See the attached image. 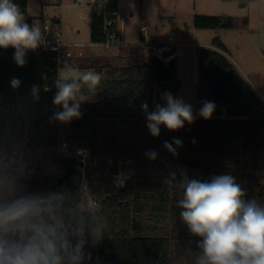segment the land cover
<instances>
[{
  "label": "trees",
  "instance_id": "obj_1",
  "mask_svg": "<svg viewBox=\"0 0 264 264\" xmlns=\"http://www.w3.org/2000/svg\"><path fill=\"white\" fill-rule=\"evenodd\" d=\"M15 3L32 25L26 0ZM117 12L118 0L90 1L91 43L106 40L105 20H115ZM192 23L197 29H235L246 27L248 19L194 14ZM118 49L121 54L95 62L101 84L95 94L84 90L81 117L67 123L71 147L86 151L84 166L77 157L58 155L61 122L51 119L62 111L53 103L56 80L72 67L70 58L62 52L58 62L56 52L40 46L26 53L21 67L15 49L0 48V152L24 157L30 171L21 181L25 192L66 188L86 203L97 200L105 234L97 243L89 238L85 252L92 260L86 264H195L201 238L180 217L181 174L201 181L231 175L245 200H264V101L216 37L211 46L196 49L194 122L185 121L176 131L161 125L153 137L141 105L147 103L152 112L157 104L166 105L164 93L176 98L175 48L157 44L150 56L140 44ZM13 78L19 79L18 88H12ZM205 101L215 104L210 119L199 115ZM174 139L182 141L179 147L173 143L176 155L163 146ZM149 150L157 153L155 160L145 155ZM120 173L126 176L123 185L116 179ZM173 173L176 182L166 184Z\"/></svg>",
  "mask_w": 264,
  "mask_h": 264
},
{
  "label": "clouds",
  "instance_id": "obj_2",
  "mask_svg": "<svg viewBox=\"0 0 264 264\" xmlns=\"http://www.w3.org/2000/svg\"><path fill=\"white\" fill-rule=\"evenodd\" d=\"M44 42L41 29L25 22V17L14 0H0V48L15 49L14 60L24 66L28 51H35ZM101 74L94 70L81 72L68 67L59 73L53 103L62 106L52 120L68 123L79 119L84 90L94 93L101 84ZM18 78L11 80L18 88ZM38 99V88L33 86ZM165 106L157 104L148 111L141 105L147 118V128L153 137L160 135V126L169 131L184 127L185 121L194 122L191 105L163 94ZM215 110L211 101L203 102L199 115L210 119ZM173 143L164 147L176 155ZM195 143V141H193ZM145 155L155 160L157 153ZM30 174L23 156L15 152H0V264H86L92 260L85 246L91 238L99 242L105 234V223L95 202L81 201L78 194L61 189L48 192H25L21 181ZM176 182L175 173L165 181ZM178 186L182 198L177 202L180 217L193 236L200 237V254L195 264H264V206L257 200H245V191L231 175L213 176L210 181L189 179L181 174ZM83 191V189H82Z\"/></svg>",
  "mask_w": 264,
  "mask_h": 264
},
{
  "label": "rangeland",
  "instance_id": "obj_3",
  "mask_svg": "<svg viewBox=\"0 0 264 264\" xmlns=\"http://www.w3.org/2000/svg\"><path fill=\"white\" fill-rule=\"evenodd\" d=\"M78 1L26 0L25 9L35 19L41 17L43 8L47 11V19L58 18L61 38L65 44L71 46L67 56L71 60L70 66L81 72H97L93 67L95 62L121 52L118 47L92 45L89 28L91 0ZM194 14L234 16L240 23L247 17L248 25L235 29H197L192 23ZM118 15H130L119 26L126 45L139 44L140 24L145 23L156 25L149 31L157 30L158 44L167 43L166 37L171 31L176 33L173 37L175 43H188L182 47H174L177 69L176 98L191 105L192 111L196 104L193 76L191 77L194 52L197 48L211 46L216 37L223 40L229 59L264 101V0H118ZM194 41L197 47L192 46ZM80 45L85 47H78ZM258 203L264 206V200H259Z\"/></svg>",
  "mask_w": 264,
  "mask_h": 264
},
{
  "label": "built area",
  "instance_id": "obj_4",
  "mask_svg": "<svg viewBox=\"0 0 264 264\" xmlns=\"http://www.w3.org/2000/svg\"><path fill=\"white\" fill-rule=\"evenodd\" d=\"M15 1L16 0H14V3ZM78 2H81V0H79ZM17 5L19 6V8H21L20 4H17ZM20 10H22V8ZM46 16H47V11L45 8H43L41 17L39 19H34L32 25H35L41 29V32L44 38V42L41 44V47L47 51L56 52L58 55L57 60L58 62H60V54L62 52H65L66 55L68 56L69 48L71 46L63 42L61 38V34L59 33V30H58L57 21H55V19H52V20L47 19ZM113 16H115L116 18L115 20L106 19L104 23L106 40L103 42H99V43H92L93 46L99 45L105 48H116L119 45H126L125 42L122 40L120 31H119V26H120V23L126 22L130 18V15L119 16L117 12V14L113 13ZM25 22L28 23L27 17H25ZM150 27L151 25L147 23L141 25L142 37L139 42V44L145 48L146 52H148L147 53L148 55L153 54L151 52H154L156 45H157V43L153 42L151 33L149 31ZM174 35H175V32L172 31L169 37V40L167 41V43L173 47L178 46L177 43L171 40V38ZM193 46L196 47L197 44L193 42ZM78 47H85V46L80 45ZM68 127H69V124L60 123V138L58 141V145L56 147L57 153L58 155L63 156V157H77L82 162V164L85 166L87 163L86 151L81 148L73 149L71 147L69 139H68L69 137V132L67 131ZM116 179L120 185H123L126 181V176L120 173L116 176ZM93 201L97 205L98 203L97 200L93 198H89L87 203L90 204Z\"/></svg>",
  "mask_w": 264,
  "mask_h": 264
},
{
  "label": "crops",
  "instance_id": "obj_5",
  "mask_svg": "<svg viewBox=\"0 0 264 264\" xmlns=\"http://www.w3.org/2000/svg\"><path fill=\"white\" fill-rule=\"evenodd\" d=\"M204 15V14H203ZM55 19V21H57V22H59V24H60V20L58 19V18H54ZM152 28L154 27H156V25H154V26H151ZM150 27V28H151ZM172 32V31H171ZM150 33H151V36H152V39H153V42H155V43H157L158 41L157 40H159L158 38H159V35L157 34V30H155V29H152L151 31H150ZM120 34H121V37H122V40L125 42V39H124V37L122 36L123 35V31L121 30V32H120ZM170 35H171V33H170ZM170 35H168L167 37H166V41H168L169 40V37H170ZM176 36V33H175V35L173 36V37H175ZM141 37H142V34H141V24H140V34H139V38H140V40H141ZM173 37L171 38V40L174 42V39H173ZM139 40V41H140ZM195 42V41H194ZM222 42H223V40H222ZM224 43V42H223ZM158 44V43H157ZM177 44H178V47H182V46H185V45H187L188 43H184V42H177ZM195 44H197L196 42H195ZM224 45H225V47H226V49H227V46H226V44L224 43ZM192 46H193V43H192ZM175 47H177V46H175ZM194 47V46H193ZM197 47V46H196ZM207 47H209V46H207ZM195 54H196V52H194V58H195ZM242 74V73H241ZM243 75V74H242ZM193 76V77H192ZM244 76V75H243ZM191 77H192V82L194 83V68H193V70H192V73H191ZM245 77V76H244ZM246 78V77H245ZM196 92V91H195ZM196 104H194V108H193V116H194V118H196Z\"/></svg>",
  "mask_w": 264,
  "mask_h": 264
},
{
  "label": "water",
  "instance_id": "obj_6",
  "mask_svg": "<svg viewBox=\"0 0 264 264\" xmlns=\"http://www.w3.org/2000/svg\"><path fill=\"white\" fill-rule=\"evenodd\" d=\"M83 189V188H82Z\"/></svg>",
  "mask_w": 264,
  "mask_h": 264
}]
</instances>
